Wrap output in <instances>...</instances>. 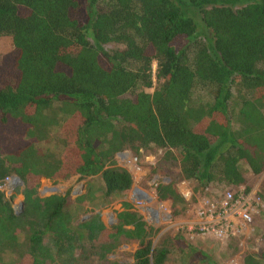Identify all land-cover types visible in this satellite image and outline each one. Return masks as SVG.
I'll return each instance as SVG.
<instances>
[{"label": "trees", "instance_id": "1", "mask_svg": "<svg viewBox=\"0 0 264 264\" xmlns=\"http://www.w3.org/2000/svg\"><path fill=\"white\" fill-rule=\"evenodd\" d=\"M3 37L10 50L0 60V184L14 176L21 188L8 199L0 191V264L204 257L182 228L154 243L158 230L129 203L109 226L99 210L132 185L115 156L148 148L176 162L191 202L212 183L250 190L246 175L264 172V0H0ZM50 139L59 154L37 147ZM74 176L84 180L75 207H97L77 221L70 190L37 192L41 179ZM154 192L169 202L170 218L185 215L189 202L176 182ZM256 192L264 199V178ZM122 244L136 247L131 263L108 259ZM240 264H264V251Z\"/></svg>", "mask_w": 264, "mask_h": 264}, {"label": "rangeland", "instance_id": "2", "mask_svg": "<svg viewBox=\"0 0 264 264\" xmlns=\"http://www.w3.org/2000/svg\"><path fill=\"white\" fill-rule=\"evenodd\" d=\"M195 20L199 23V14ZM201 26V25H200ZM200 26L198 29L200 30ZM107 49H111L112 46H107ZM10 50L9 40L6 37L0 39V60L5 52ZM1 64V63H0ZM264 113V111H263ZM40 149H49L54 153L59 154L61 147L53 140L50 139L46 142H41L37 145ZM162 151L148 148L139 152L137 155H132L130 152H123L115 156V164L117 167L125 169L132 180L130 190L123 196L112 197L107 202L103 203V207L99 210L101 221L105 226H109L114 223L115 214L120 211V204L122 202L129 203L132 208L143 218V220L153 229L158 230L154 237V243L160 240L167 232H171L176 229H184L183 237L186 244L194 247L200 252L204 253V257L201 256L194 262L191 261L188 264H207V261L214 264H240L241 257L246 253L255 251H264V213L263 216L254 217L251 225L247 229L235 236L231 237L229 241H218L209 236H201L193 232L188 231V224L191 221L193 210L203 198L211 200L218 193H223L224 187L212 183L205 195L201 198L195 197L193 202L190 201L191 191L190 184L186 181H179L178 167L175 161L171 159H162ZM135 159V162H133ZM150 176V177H149ZM14 177V176H12ZM15 178V177H14ZM150 178V179H149ZM264 178V172L258 177H251L246 175L247 185L250 190L256 192L257 185ZM170 181L177 183V189L181 196L188 201L187 209L184 212V216H179L176 219L169 217L166 219L164 214L170 213L169 202L164 201L163 204H158L156 199L153 198L154 185L159 183L167 184ZM17 184L15 189L21 188L19 181H14ZM84 180H81L79 176L71 177L64 181H48L41 179L37 189L38 195L43 198L52 194L64 193L70 190L67 198L69 210L73 213L75 221L84 219L88 216V210L97 209L95 205L85 204L79 208L75 207V201L83 192L82 185ZM11 187V186H10ZM10 187L1 191L4 194L5 199H8L15 190L10 191ZM146 194L152 200H146L145 203L139 202L140 194ZM257 193V192H256ZM144 198V197H143ZM11 199V205L14 207L18 205L22 200L20 196L15 195ZM78 204V203H77ZM83 204V203H81ZM96 204V203H94ZM134 244H122L115 252L108 257L109 260L117 262H132V254L135 250ZM200 259V260H199ZM167 264H187L184 262L174 261Z\"/></svg>", "mask_w": 264, "mask_h": 264}, {"label": "built area", "instance_id": "3", "mask_svg": "<svg viewBox=\"0 0 264 264\" xmlns=\"http://www.w3.org/2000/svg\"><path fill=\"white\" fill-rule=\"evenodd\" d=\"M16 180L12 176L4 179L0 184V191L10 186V191L15 189L17 184L14 181ZM153 198L156 199L154 190ZM146 200L150 201L152 198L141 193L139 202L145 203ZM158 204H163V202ZM259 209L264 210V199L257 196L253 190L246 191L244 187L234 190L227 189L218 199L203 198L199 201L188 224V231L201 236H209L218 241H225L229 237L245 231L251 225L253 215ZM164 216L169 220L168 213H165Z\"/></svg>", "mask_w": 264, "mask_h": 264}, {"label": "water", "instance_id": "4", "mask_svg": "<svg viewBox=\"0 0 264 264\" xmlns=\"http://www.w3.org/2000/svg\"><path fill=\"white\" fill-rule=\"evenodd\" d=\"M15 178H16V177H15ZM16 179H17V178H16ZM17 180H18V179H17ZM21 209H22V203H21V201H20L18 205H15V206L13 207L14 214H18V213L21 211Z\"/></svg>", "mask_w": 264, "mask_h": 264}]
</instances>
